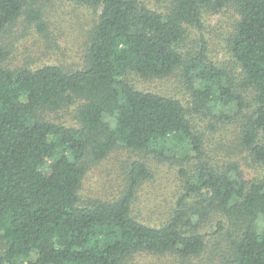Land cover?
Wrapping results in <instances>:
<instances>
[{
  "label": "trees",
  "instance_id": "16d2710c",
  "mask_svg": "<svg viewBox=\"0 0 264 264\" xmlns=\"http://www.w3.org/2000/svg\"><path fill=\"white\" fill-rule=\"evenodd\" d=\"M38 1L0 0V33L22 15L44 30ZM73 1L98 11L81 67H9L0 45V264H123L137 253L264 264V0ZM215 13L232 18L230 68L209 55L203 18ZM177 71L186 102L130 80ZM203 119L233 123L259 172L205 158ZM117 148L178 163L183 194L159 226L133 215L152 176L145 160L130 163L114 199L81 201L89 166ZM207 217L212 233L200 230Z\"/></svg>",
  "mask_w": 264,
  "mask_h": 264
},
{
  "label": "rangeland",
  "instance_id": "374dc122",
  "mask_svg": "<svg viewBox=\"0 0 264 264\" xmlns=\"http://www.w3.org/2000/svg\"><path fill=\"white\" fill-rule=\"evenodd\" d=\"M45 29L38 30L24 15L11 28L0 33V45L6 56L4 64L9 67H36L57 63L67 69L79 68L85 60L86 45L90 30L97 19L98 11L73 0H39ZM222 14H209L203 18V31L209 42V55L229 68L231 61L226 49V36L232 18ZM190 36H193L190 35ZM130 80L140 89L151 90L179 98L186 102L189 92L180 79L179 72L164 78H143L131 75ZM70 114V113H69ZM213 121L203 119L197 125L207 137L204 145L205 158L218 166L235 159L251 168L250 175L257 174L259 167L246 151L237 145L234 124H219L209 127ZM145 160L152 176L138 186L132 203L133 215L152 226H159L174 208L178 197L183 194L184 177L178 173L177 162H157L148 155L125 148H117L105 159L89 166L82 178L79 196L82 202L112 200L119 195L126 183L130 163ZM188 169L192 165L184 163ZM215 219L207 217L200 226L201 232L216 231ZM219 241L223 237L211 236ZM215 260V259H214ZM123 264H214L212 257L204 253L201 257L188 260L171 254L137 253Z\"/></svg>",
  "mask_w": 264,
  "mask_h": 264
}]
</instances>
